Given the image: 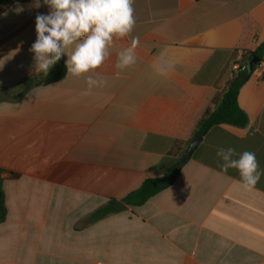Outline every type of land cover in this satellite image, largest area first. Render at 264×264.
Wrapping results in <instances>:
<instances>
[{
	"label": "crops",
	"instance_id": "obj_1",
	"mask_svg": "<svg viewBox=\"0 0 264 264\" xmlns=\"http://www.w3.org/2000/svg\"><path fill=\"white\" fill-rule=\"evenodd\" d=\"M133 32L93 73L68 74L12 99L38 77L35 19L44 0L0 13V264H264V175L242 186L222 170L254 152L264 172V67L241 87L246 127L209 130L174 184L142 206L93 222L180 163L214 100L264 44V0H135ZM139 38L136 63L117 67ZM264 59V58H263ZM61 60L66 66L67 55ZM87 92V94H85Z\"/></svg>",
	"mask_w": 264,
	"mask_h": 264
},
{
	"label": "clouds",
	"instance_id": "obj_2",
	"mask_svg": "<svg viewBox=\"0 0 264 264\" xmlns=\"http://www.w3.org/2000/svg\"><path fill=\"white\" fill-rule=\"evenodd\" d=\"M135 0H44L50 8L47 15L35 19L37 38L30 51L34 53L36 69L46 76L63 54L66 68L73 77L86 76L87 90L103 87L107 82L94 78L95 72L109 58V49L117 39L129 36L136 26ZM139 38L134 37L130 47L118 55L117 67L130 68L136 63L135 49ZM87 94V92L85 93ZM235 149H219L222 170L237 169L242 186L255 187L264 172L259 169L254 152L244 151L233 159Z\"/></svg>",
	"mask_w": 264,
	"mask_h": 264
},
{
	"label": "trees",
	"instance_id": "obj_3",
	"mask_svg": "<svg viewBox=\"0 0 264 264\" xmlns=\"http://www.w3.org/2000/svg\"><path fill=\"white\" fill-rule=\"evenodd\" d=\"M23 1L26 0H0V13L5 11L11 5ZM254 56L259 59L258 65H262L264 67V44L257 51L252 53V57ZM247 68L248 65L246 68H242L235 73L234 77L229 81L225 93L214 100L215 108L206 113L204 118L199 123L195 134H199L200 136L204 137L209 130L222 124L241 128L248 125V118L238 105L239 91L241 87L248 81L251 74L255 71L254 68L253 71L249 72ZM65 74L66 66L60 59V61L51 67L47 76L42 72L38 77L27 79L23 84L22 91L11 98H21L33 87L56 83L60 81L65 76ZM11 98L7 96H0V102L9 100ZM182 167L183 164L177 163L176 166L167 171V173L163 176L146 180L140 189L130 193L125 198L121 200L110 199L106 205L92 214L91 220L93 222L101 220L112 214L122 212L129 206H142L157 194L171 187L177 179ZM4 202L5 197L3 192V178L1 177L0 172V203L2 210L5 213Z\"/></svg>",
	"mask_w": 264,
	"mask_h": 264
},
{
	"label": "water",
	"instance_id": "obj_4",
	"mask_svg": "<svg viewBox=\"0 0 264 264\" xmlns=\"http://www.w3.org/2000/svg\"><path fill=\"white\" fill-rule=\"evenodd\" d=\"M258 64H259V59L255 56L252 57L248 63V68H247L248 71L249 72L253 71L254 68L258 66ZM201 140H202V136H200L199 134H195L188 150L186 151L184 156L181 158L180 164H184L190 159V157L193 155L194 151L196 150ZM3 218H4V212L2 210L1 203H0V220H2Z\"/></svg>",
	"mask_w": 264,
	"mask_h": 264
}]
</instances>
